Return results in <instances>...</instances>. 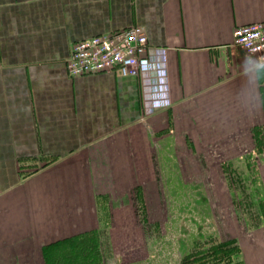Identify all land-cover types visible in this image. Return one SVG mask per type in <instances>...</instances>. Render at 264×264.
Wrapping results in <instances>:
<instances>
[{"label":"crops","instance_id":"obj_1","mask_svg":"<svg viewBox=\"0 0 264 264\" xmlns=\"http://www.w3.org/2000/svg\"><path fill=\"white\" fill-rule=\"evenodd\" d=\"M255 22L264 0H0V264H46L48 248L99 231L152 182L162 141L253 124L264 65L230 44ZM132 26L164 58L169 103L152 113L143 78L65 67L74 44Z\"/></svg>","mask_w":264,"mask_h":264},{"label":"rangeland","instance_id":"obj_2","mask_svg":"<svg viewBox=\"0 0 264 264\" xmlns=\"http://www.w3.org/2000/svg\"><path fill=\"white\" fill-rule=\"evenodd\" d=\"M260 92L253 124L207 126L174 151L162 141L152 182L112 202L95 234L48 248L46 264H264Z\"/></svg>","mask_w":264,"mask_h":264},{"label":"built area","instance_id":"obj_3","mask_svg":"<svg viewBox=\"0 0 264 264\" xmlns=\"http://www.w3.org/2000/svg\"><path fill=\"white\" fill-rule=\"evenodd\" d=\"M230 47L247 57L260 56L264 65V22L236 27L232 31ZM152 49L145 30L140 26H132L74 44L65 67L70 77L118 72L121 76L143 78L147 88L151 89L152 86L155 90L154 94L149 96L147 107L148 112L152 113L169 103L166 94L164 58L160 50H155L158 59H153L150 56ZM151 69L159 71V77L153 80L154 82L149 77Z\"/></svg>","mask_w":264,"mask_h":264},{"label":"flooded vegetation","instance_id":"obj_4","mask_svg":"<svg viewBox=\"0 0 264 264\" xmlns=\"http://www.w3.org/2000/svg\"><path fill=\"white\" fill-rule=\"evenodd\" d=\"M263 184H264V181H263ZM261 189H262V191H263V189H264V185L261 187Z\"/></svg>","mask_w":264,"mask_h":264},{"label":"bare ground","instance_id":"obj_5","mask_svg":"<svg viewBox=\"0 0 264 264\" xmlns=\"http://www.w3.org/2000/svg\"><path fill=\"white\" fill-rule=\"evenodd\" d=\"M263 245V244H262ZM263 261V260H262Z\"/></svg>","mask_w":264,"mask_h":264}]
</instances>
